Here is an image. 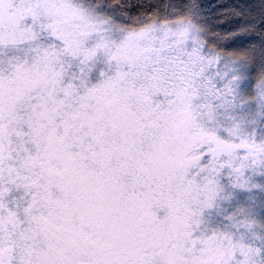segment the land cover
Instances as JSON below:
<instances>
[{
  "label": "rangeland",
  "instance_id": "rangeland-1",
  "mask_svg": "<svg viewBox=\"0 0 264 264\" xmlns=\"http://www.w3.org/2000/svg\"><path fill=\"white\" fill-rule=\"evenodd\" d=\"M102 7L0 0V264H264V79Z\"/></svg>",
  "mask_w": 264,
  "mask_h": 264
},
{
  "label": "trees",
  "instance_id": "trees-1",
  "mask_svg": "<svg viewBox=\"0 0 264 264\" xmlns=\"http://www.w3.org/2000/svg\"><path fill=\"white\" fill-rule=\"evenodd\" d=\"M129 26L184 18L209 48L244 61L253 81L264 79V0H92Z\"/></svg>",
  "mask_w": 264,
  "mask_h": 264
},
{
  "label": "flooded vegetation",
  "instance_id": "flooded-vegetation-1",
  "mask_svg": "<svg viewBox=\"0 0 264 264\" xmlns=\"http://www.w3.org/2000/svg\"><path fill=\"white\" fill-rule=\"evenodd\" d=\"M76 252L78 253L79 251H76ZM5 257H6L5 255L0 254V261H2V262H3V261H6ZM3 258H4V259H3ZM2 259H3V260H2Z\"/></svg>",
  "mask_w": 264,
  "mask_h": 264
}]
</instances>
